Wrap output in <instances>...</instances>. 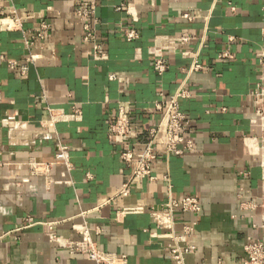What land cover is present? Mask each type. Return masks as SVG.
<instances>
[{"label": "crops", "instance_id": "0c3cea01", "mask_svg": "<svg viewBox=\"0 0 264 264\" xmlns=\"http://www.w3.org/2000/svg\"><path fill=\"white\" fill-rule=\"evenodd\" d=\"M90 1L0 0V264H96L49 238L80 240L84 226L127 264H176L148 210L187 194L201 210L175 213L176 234L195 221L184 264H243L248 239L264 240V0H93L95 38L84 42L76 10ZM194 61L202 69L189 72ZM180 85L193 150L165 157L160 140L155 179L115 196L130 170L120 153L142 149ZM121 108L124 137L110 129ZM59 145L69 166L31 175L28 160L54 163ZM138 204L143 213L121 212Z\"/></svg>", "mask_w": 264, "mask_h": 264}, {"label": "built area", "instance_id": "2783aa9c", "mask_svg": "<svg viewBox=\"0 0 264 264\" xmlns=\"http://www.w3.org/2000/svg\"><path fill=\"white\" fill-rule=\"evenodd\" d=\"M95 3L91 0L84 3L79 9L76 10L77 16L84 20L82 25L84 30L83 41L90 42L94 40L95 33L93 27L85 21L86 18L94 14ZM120 9V8H116ZM190 17L189 15H184ZM96 20H94L95 22ZM47 25H42L40 29L34 31L30 38L27 39V46L32 45L33 38H44ZM125 36L128 40L138 38V35L133 29L124 30ZM182 40L188 41L189 37L183 36ZM93 53L95 57H104L105 52L101 44L95 43L93 46ZM224 56V54L222 55ZM262 57H264V48L262 49ZM32 58V57H31ZM9 65L14 67L15 61H8ZM154 70L163 72L165 64L161 57L155 60ZM24 69V67H23ZM202 69L199 62L194 61L189 68V72L198 71ZM112 77V76H111ZM190 97V93L183 86L179 88L164 101L159 121L149 129L148 139L144 143L142 149L136 150L133 147L126 145L120 153V158L123 163L130 168L127 178L122 183L120 189L116 193L117 197H125L129 194L132 184L142 178L150 180L155 179L152 174L155 162L157 160V147L159 141H162V148L165 157L170 155L181 156L186 152L193 150L192 140L188 137V128L190 121L184 112L181 110V101ZM257 114L261 119H264V108L257 107ZM65 120H76L79 118V113L75 115H64ZM113 135L124 137L131 133L130 120L128 119L123 108L119 112L110 125ZM67 147L59 145L55 155L54 163H44L37 161L34 158L28 160L29 172L33 176H44L49 178L51 166L56 163L63 164L68 167V154ZM164 180H169L168 174H165ZM201 210L200 202L195 194H187L180 198L169 197L166 201L158 205V207H150L149 214L153 217L154 223L158 228L168 231L166 235L170 236L174 244L168 246L169 257L176 264H184V256L192 253L195 249L194 245L190 244L192 232L194 231L195 221L183 223L181 231L176 234L174 231L175 213H192L197 214ZM145 207L138 204L134 207H125L122 209L123 214H138L143 213ZM82 238L76 241L65 240L61 242L60 239L55 238L50 234L49 238L54 239L60 246L66 247L71 253L81 252L86 255L87 259L96 264H127L125 255H117L112 253H105L95 247L87 228L84 226L81 230ZM180 243H184L181 245ZM244 251L247 259L243 264H264V240L248 239L244 245Z\"/></svg>", "mask_w": 264, "mask_h": 264}]
</instances>
